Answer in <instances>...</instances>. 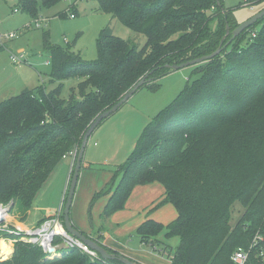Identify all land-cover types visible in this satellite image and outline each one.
<instances>
[{"label":"trees","instance_id":"16d2710c","mask_svg":"<svg viewBox=\"0 0 264 264\" xmlns=\"http://www.w3.org/2000/svg\"><path fill=\"white\" fill-rule=\"evenodd\" d=\"M61 1L42 4L51 8ZM98 4V11L113 19L97 39V59L85 61L71 47L50 44L45 34L51 78L58 86L49 92L44 87L26 89L0 104V204H17L27 215L52 171L68 154L80 150L98 115L143 78L151 80L143 87L157 86L155 82L172 73L171 66L210 55L222 46L220 55L195 66L193 73L200 77L151 120L127 161L94 199L103 193L110 196L103 212L107 219L124 208L136 186L159 183L165 192L154 208L172 204L177 218L167 226L148 219L138 235L154 246L164 231L168 239L178 237L176 249L158 243L163 255H173L170 264H232L234 253L249 247L248 264H264V23L235 39L237 26L231 27L222 43L231 21L222 0H98ZM20 5L36 14L35 0H20ZM210 11L218 19L215 28L210 26ZM114 19L145 36V44L116 36ZM245 33L250 37L243 45ZM68 77L80 82L63 99V80ZM153 132L154 141L144 150ZM237 202L244 214L232 226ZM14 234L6 236L17 239L14 251L0 264H124L90 257L79 248H62L51 258L40 246ZM101 238L94 240L108 253L124 256L104 246ZM61 241L57 237L55 244Z\"/></svg>","mask_w":264,"mask_h":264},{"label":"rangeland","instance_id":"374dc122","mask_svg":"<svg viewBox=\"0 0 264 264\" xmlns=\"http://www.w3.org/2000/svg\"><path fill=\"white\" fill-rule=\"evenodd\" d=\"M35 1L37 4L36 14L32 16L23 10L20 0H0V35L17 34L14 39L4 40L0 51V104L11 97L18 96L26 89L44 87L49 92L58 86V82L54 83L51 78L53 69L50 63V54L45 48V34H48L47 41L50 44L64 48L71 47L85 61L93 62L97 59V39L101 31L113 19L111 14L98 11V0H62L51 8L44 7L43 0ZM222 5L226 11L230 12V27L239 26L264 10V0L256 3L247 0H222ZM71 14H75V18H71ZM208 15L212 17L210 26L215 28L218 24L216 15L212 11ZM220 21H222V17ZM263 23L264 19L252 26L250 30H258ZM113 27L115 35L124 40L136 42L141 47L146 42L145 36L136 34L118 20L114 19ZM249 37L250 34L247 33L242 35L243 45ZM13 55L16 57L23 55L26 61L22 64H15L11 58ZM194 69L195 66L170 73L155 82L157 86L143 87L125 106L99 126L90 138L88 146L96 141L97 145L103 148L107 142H110V149L107 153L105 151V156L103 159H99L98 165H94V169L97 171L94 172L95 174L84 175V171L80 172L71 209V215L74 214L83 228L89 232L101 234L105 243L117 244L125 248L127 252L130 250L141 251L148 256L152 255L159 264H170L171 261L159 251L157 246L151 243H142L138 236V228L144 221L152 218L164 224L172 221L173 217L170 211H174L175 214V209L172 206H165L159 211L154 208L161 201L157 200L162 188L160 186H136L124 208L107 219L103 218V212L110 196L103 193L96 199L94 197L106 189L119 166L127 161L151 120L167 108L188 84L200 77L193 73ZM79 82L77 77L64 79L61 97L68 99L71 89H76ZM129 111L132 112L131 114L143 118L141 117L140 122L136 121L131 126L127 121H133L134 116H130L127 121L124 116ZM155 134L153 132L148 137V144L144 150L148 149V145L151 147ZM70 161V159L62 160L52 171L40 190L30 213L23 215L16 204L3 218L4 221L0 223V241L6 242L12 252L17 239L8 238L7 234L15 236L14 233L20 228L38 227L42 218L49 215L54 216L60 210L65 198L63 213L70 187H67L68 178L70 176L71 181L73 174V170L70 171ZM108 175L109 179H107ZM95 184L101 190L98 191ZM12 205V203L6 206L0 204V207L10 209ZM150 212L153 213L149 216ZM243 214L244 208L237 202L232 211V226L241 219ZM249 248L246 251L250 254L251 247ZM9 256H2L0 247V259L6 260Z\"/></svg>","mask_w":264,"mask_h":264},{"label":"water","instance_id":"95a60500","mask_svg":"<svg viewBox=\"0 0 264 264\" xmlns=\"http://www.w3.org/2000/svg\"><path fill=\"white\" fill-rule=\"evenodd\" d=\"M262 19H264V10L262 12H260L259 14L255 15L254 17H252L251 19H249V20L241 23L239 26H237L232 33L233 34L232 39H235L236 37L241 35L243 32L250 29L252 26L256 25ZM229 35H231V27H230L229 23H227L226 35L223 37L222 43L224 42V40L227 37H229ZM223 49L224 48L222 46H220L214 53H212L210 55L203 56V57H200V58L179 64V65H173V66H171V72L173 73V72L185 69V68L201 65V64H203L209 60L214 59L218 55H220L221 52L223 51ZM150 82H151V80L147 79V77L143 78L136 85H134L122 97V99L118 103H116L113 107H111L110 109L104 111L103 113H101L100 115L97 116V118L92 122L91 126L89 127V129L87 130V132L84 135L83 142H82L81 148L78 152V156H77V159L75 162L73 176H72V179L70 182V187H69V191H68V195H67V200H66V203H65V206L63 209L64 227L70 235L79 239L81 242H83L85 245H87L91 250L97 252L98 255L101 256V258L103 260L119 259L124 264H139V263L127 258V257L116 256V255L108 253V251L104 247H102L100 244H98L94 239H91L90 237L83 234L81 231L77 230L72 224L71 209H72V205H73V201H74L75 192H76V189L78 186L80 172L82 170L85 151H86L89 139L92 136V134L96 131V129L105 120H107L109 117H111L116 112H118L120 110V108H122V106H124L144 85H146L147 83H150ZM13 207H14V205H12V207L10 209H3V212L5 214H8L13 209ZM3 221H4V219L1 218L0 223H2ZM51 251H52V249L50 250V252Z\"/></svg>","mask_w":264,"mask_h":264},{"label":"built area","instance_id":"2783aa9c","mask_svg":"<svg viewBox=\"0 0 264 264\" xmlns=\"http://www.w3.org/2000/svg\"><path fill=\"white\" fill-rule=\"evenodd\" d=\"M71 18H75V14L70 15ZM30 26V25H28ZM39 26V25H38ZM17 36L16 33H10L0 35V51L3 47V41L8 39H14ZM15 64H22L26 61L25 56H12L11 57ZM78 148L72 151L67 156H71L75 162L78 156ZM66 156V157H67ZM65 157V158H66ZM2 210L4 208L0 207ZM62 210L56 213L54 216L45 220L41 225L33 229H19L16 230V234L21 235V239L25 242L40 246L45 253L52 256H59L57 252L62 248H79L90 257L99 256L97 252L91 250L87 245L81 242L79 239L72 237L64 227V221L62 220ZM61 238L60 244H55L56 238ZM260 240V239H258ZM52 251L50 252V250ZM170 261L173 259V255L169 256ZM249 253L244 249H239L232 256V264H248Z\"/></svg>","mask_w":264,"mask_h":264},{"label":"crops","instance_id":"0c3cea01","mask_svg":"<svg viewBox=\"0 0 264 264\" xmlns=\"http://www.w3.org/2000/svg\"><path fill=\"white\" fill-rule=\"evenodd\" d=\"M17 12V11H16ZM125 106V105H124ZM123 107V106H122ZM121 109V108H120ZM131 110V109H130ZM132 111V110H131ZM132 112H128V114H125L124 116H125V119H126V121L129 119V117L130 116H134L133 118H135L133 121H127V122H129L130 123V125L132 126L136 121L137 122H140L141 120V117L142 116H137V115H134V114H131ZM110 118V117H109ZM143 118V117H142ZM108 120V119H107ZM123 120H124V118H123ZM106 121V120H105ZM104 121V122H105ZM103 122V123H104ZM102 123V124H103ZM99 128V127H98ZM97 128V129H98ZM97 129H96V131H97ZM95 131V132H96ZM94 132V133H95ZM93 133V134H94ZM92 134V135H93ZM92 137V136H91ZM90 137V138H91ZM89 141H90V139H89ZM88 144H89V142H88ZM110 142H107V144L103 147V148H100V146H98L97 145V143H96V141L95 142H92L91 144H90V146H88L87 145V148H86V151H85V155H84V160H83V165H82V170H81V172L82 171H84V175H89V174H93L96 170L94 169V165H98L97 163H98V161H99V159H103V157L105 156V151H106V153L109 151V149H110ZM71 160L70 161V171L71 170H74V166H75V162L73 161V158L71 157V156H67L66 158H64L63 160ZM97 172V171H96ZM95 172V173H96ZM94 173V174H95ZM111 174V173H110ZM109 174V175H110ZM108 175V178L107 179H109L110 178V176ZM98 181V180H97ZM96 181V182H97ZM108 181V180H107ZM70 176H69V178H68V182H67V187H69L70 186ZM100 185H101V183H100ZM97 186H99V183H97ZM142 186H145V187H153V186H160L161 188H162V191H161V189H160V195H159V199L157 200V201H159V200H162L163 199V196H164V192H165V190H164V187L161 185V184H159V183H153V184H149V185H142ZM142 186H140V187H142ZM95 188L96 189H98V191L99 190H101V188H99V187H96V184H95ZM65 195H66V193H65ZM64 200H65V198H64ZM64 200H63V203H62V205H61V207H60V210H62V208H63V205H64ZM156 201V202H157ZM74 202V201H73ZM108 203V202H107ZM172 206L173 208H174V206L172 205V204H166L165 206ZM73 206V205H72ZM165 206H163V207H165ZM163 207L162 208H160V209H158V211L159 210H161V209H163ZM175 209V208H174ZM59 210V211H60ZM58 211V212H59ZM57 212V213H58ZM154 212V211H153ZM153 212H150L149 213V216L153 213ZM30 213V212H29ZM170 213H171V215H172V221L171 222H173L176 218H177V212H176V209H175V214H174V211H170ZM56 214V213H55ZM54 214V215H55ZM173 214H174V216H173ZM29 217V216H28ZM49 217H52V215H49V216H45L44 218H42L40 221H42L43 219H45V218H49ZM153 219V218H152ZM155 220V219H154ZM71 221H72V224L79 230V231H81V232H84L85 233V235H88L91 239H94V238H96V237H98V236H101V234H96V233H92V231H88L86 228H83V225L80 223V222H78L77 220H76V218L74 217V214H73V216L71 215ZM156 221H158V220H156ZM28 222H29V220H28ZM145 222V221H144ZM143 222V223H144ZM158 222H160V221H158ZM170 222V223H171ZM160 223H162V222H160ZM170 223H168L167 222V224H164V223H162V224H164V225H168V224H170ZM38 225V224H37ZM20 226V225H19ZM35 226V225H34ZM33 227V226H32ZM166 233H167V231H164L162 234H160L155 240L157 241L155 244H156V246H158V248L159 249H161L160 247V245H158V243H162V244H167V245H170L173 249H176L177 248V246L179 245V242H180V240H179V238L178 237H174V238H171V239H168V238H166ZM139 236V235H138ZM102 237V236H101ZM101 241H102V243H103V245L104 246H106L108 249H111V250H114V251H116V252H119V253H121L122 255H124L125 257H127V258H129V259H131V260H133V261H135V262H137V263H139V264H159V263H157L155 260H154V258H153V256L152 255H150V256H148V255H146V254H144V253H142L141 251H131L130 250V252H127L126 251V249L125 248H122V247H120L119 245H117V244H114V243H105L104 241H103V238H101ZM142 243H145V242H143L142 241ZM146 244V243H145ZM171 263V262H170Z\"/></svg>","mask_w":264,"mask_h":264},{"label":"bare ground","instance_id":"6f19581e","mask_svg":"<svg viewBox=\"0 0 264 264\" xmlns=\"http://www.w3.org/2000/svg\"><path fill=\"white\" fill-rule=\"evenodd\" d=\"M6 217V214L3 212V210L0 208V219ZM0 247H1V255L8 257L12 253L11 247L4 242L3 240L0 241Z\"/></svg>","mask_w":264,"mask_h":264}]
</instances>
